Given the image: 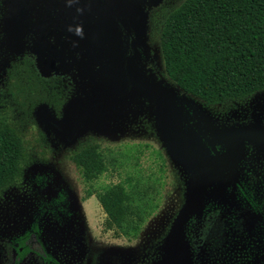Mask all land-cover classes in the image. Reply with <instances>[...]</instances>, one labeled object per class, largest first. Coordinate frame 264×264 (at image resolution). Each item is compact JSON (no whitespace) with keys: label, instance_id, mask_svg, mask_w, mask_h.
<instances>
[{"label":"flooded vegetation","instance_id":"af4514ba","mask_svg":"<svg viewBox=\"0 0 264 264\" xmlns=\"http://www.w3.org/2000/svg\"><path fill=\"white\" fill-rule=\"evenodd\" d=\"M9 7L8 0H0V102L14 90L10 86L13 82L11 75H15V81L21 87L25 80L23 75L29 73L24 67L29 66L49 85L44 90L48 96L62 94L60 113L56 104L42 103L61 118L63 107L76 94L75 80L71 73L62 71L45 78L39 69V59L33 52L40 51L45 57L50 56V50L44 44L49 47L60 40L62 26H51V36L44 33L48 30L47 23L38 26L36 31H25L24 26L28 23L25 22V7L20 5L13 12ZM31 24L38 25V22ZM153 64V60L148 62L149 67ZM18 90L16 87L15 98L9 95L13 99L19 98L22 106L24 99ZM260 95H264V91L255 97ZM36 105L37 108L40 104ZM256 105L259 111L239 123L243 127L264 130V98L261 97ZM230 119L219 125L238 124ZM47 137L55 141L53 135ZM218 147L221 150V145ZM25 159L24 151L18 175L0 187V264H103L104 255L107 256L103 253L105 246L96 245V230L91 226L85 207L88 199L96 197L99 189L92 184L97 179L88 181L81 176L86 186V197L83 198L75 178L62 174L53 165L37 166L35 162L24 163ZM183 174L181 178L186 186L189 175ZM207 185V190L211 187L218 189L216 196L205 200L202 213L192 215L185 228L194 248L195 263L264 264V141H246L244 154L238 162L227 165ZM153 248L150 241L138 250L146 253V256H140L141 263L150 260ZM110 250L118 257L113 249Z\"/></svg>","mask_w":264,"mask_h":264},{"label":"rangeland","instance_id":"374dc122","mask_svg":"<svg viewBox=\"0 0 264 264\" xmlns=\"http://www.w3.org/2000/svg\"><path fill=\"white\" fill-rule=\"evenodd\" d=\"M128 1V2H127ZM129 7L141 9L147 16L146 44L145 54L142 56L148 75L151 76L153 84L163 85L174 90L178 98L179 106L187 119L184 121V127L187 131H197L203 146L206 148L208 155L224 151L225 143L217 132H227L235 127L242 126L243 118L250 117L259 110L257 102L261 97H253L249 103L227 105L228 108L221 106L207 107L204 103L193 99L195 105L187 104L185 98L192 99L189 95L181 92L173 83L170 82L165 74L164 65L161 55V30L163 23L170 12L179 7L184 0H161L155 3L154 0H127ZM18 3V4H17ZM81 3V4H80ZM8 0L9 11H15V8L22 5L25 7L26 30L36 31L38 26L48 24V32L44 31L46 36H51V26H65L71 23L73 30L79 34L77 39L73 36L72 47L73 54L69 70L75 83L79 81L80 89H89L96 91L97 86L102 78L100 72L106 68L105 62L113 61L111 55L104 53L107 50L110 39L113 35L112 14L108 1L106 0ZM17 4V6H15ZM15 6V7H12ZM31 22H38L33 25ZM144 30V33H145ZM44 47L49 49L47 44ZM95 58L97 63L87 72L77 70V63L86 59L88 53ZM39 59V64L44 65L47 73L57 74L54 68L48 69L47 66H54V63L45 57L40 51L33 52ZM154 61L153 67L148 66L149 61ZM157 63V65H156ZM99 69V70H98ZM99 73V74H98ZM95 74V79L90 87L91 77ZM43 76H47L46 74ZM48 78V77H45ZM260 98V99H259ZM7 107L8 120L16 128L18 133L24 139L26 159L24 163L49 164L57 167L62 174L75 178L80 188L81 196L84 198L85 183L82 180L80 171L71 160L73 152L79 150L82 146L90 143H98L106 152V155L120 158L119 170H109L102 174L92 185L94 188H101L108 185L127 182L128 178L138 179L142 184L150 187L149 195L156 205L155 213L146 219L139 238L130 240L118 234L114 227L108 224V218L94 196L85 202V207L89 213L91 226L94 227L96 245L105 246L106 253L103 264H143L140 262V256H146L140 250L151 241L154 248L151 251L150 260L144 264H163L170 260L168 248L171 239L174 237V227L176 221L187 203V190L191 181L190 170L182 167L171 156L166 142L159 136L161 134L156 129L154 119L149 118V112L144 109L137 97L131 98L130 101H121L119 105H124L125 114L128 115L126 121V130L119 139L112 140L106 136L90 134L72 147L65 146V143L52 141L48 139L47 133L39 125L35 117V109L30 111L29 107L21 106L19 98L13 99L5 95L2 99ZM47 102L38 101V104ZM202 105L205 114L198 108ZM262 108V107H261ZM60 113V109L58 110ZM253 111V112H251ZM154 112L151 110V114ZM62 115V113H61ZM59 118V117H58ZM133 118V119H132ZM231 118L229 121L238 123L231 126L219 125L224 120ZM221 121V122H220ZM153 122V124L151 123ZM243 127V126H242ZM208 138V139H206ZM218 145H221L219 150ZM179 172H182L179 173ZM186 173V186L183 185L182 178ZM182 177V178H181ZM64 178V177H63ZM61 181L62 179H58ZM218 189L211 187L207 190L205 200L209 197L216 196ZM86 199V198H85ZM83 199V200H85ZM185 199V203L183 200ZM184 204V205H183ZM202 211L195 213L201 214ZM193 214V215H195ZM187 227V223L185 228ZM166 236L163 238V236ZM185 229V240L187 243V253L189 261L187 264H196L193 257L194 248L192 243L187 239ZM142 246V247H141ZM113 249L118 257L112 255ZM121 252V256H119ZM123 252H125L123 254ZM72 256V253H70ZM134 255V256H133ZM148 258V256H147ZM173 259V255L171 256ZM154 259V260H152Z\"/></svg>","mask_w":264,"mask_h":264},{"label":"trees","instance_id":"16d2710c","mask_svg":"<svg viewBox=\"0 0 264 264\" xmlns=\"http://www.w3.org/2000/svg\"><path fill=\"white\" fill-rule=\"evenodd\" d=\"M160 38L170 82L207 107L249 103L264 91V0H184L166 17ZM24 70L29 73L23 75L21 87L11 75L14 90L9 94L15 98L16 87L20 89L22 106L30 111L40 100L61 109L62 94L48 96L44 90L49 85L29 66ZM0 104V187H4L18 175L25 145L8 121L2 99ZM105 152L100 144L90 143L75 151L71 160L81 176L96 180L109 169L120 168V158ZM141 184L128 178L96 191L108 225L128 239L139 236L156 210L150 187Z\"/></svg>","mask_w":264,"mask_h":264},{"label":"water","instance_id":"95a60500","mask_svg":"<svg viewBox=\"0 0 264 264\" xmlns=\"http://www.w3.org/2000/svg\"><path fill=\"white\" fill-rule=\"evenodd\" d=\"M77 1L80 3L81 0ZM106 1L112 11L113 35L108 49L102 51L111 55L114 60L104 63L106 68L100 72L102 78L96 91L92 94L90 88L82 90L76 87V94L63 107L61 118L47 104H41L35 109V117L47 135H53L55 141L65 143L67 147L75 146L80 139L90 134L116 140L124 136L128 120L124 105H119L120 102L130 101L133 97L139 98L141 106L148 110L149 118L154 119V126L160 130L159 136L166 142L173 159L190 170L192 175L186 206L176 221L174 237L169 243L170 260L163 263L187 264L189 256L185 225L193 214L202 211L207 184L227 165L238 162L244 154L246 141H264V130L239 126L223 133L215 131L226 144V149L223 153L217 152L214 157H209L199 132L185 129L183 123L187 115L182 112L174 90L153 84L146 71L142 56L147 47V16L141 9L129 7L127 0ZM154 1L157 3L161 0ZM62 30L60 40L48 47L51 55L47 58L54 66L47 68H54L58 71L56 73L68 72L73 54V36L79 38L71 23L63 26ZM87 53L86 59L77 63V70L87 72L97 65L95 58L90 52ZM39 69L43 75H47L45 77L52 75L47 73L42 64H39ZM94 79L95 74L91 77L90 87ZM78 85L79 81L76 86ZM193 99L185 98L190 107L197 106ZM198 108L207 114L202 105H198Z\"/></svg>","mask_w":264,"mask_h":264}]
</instances>
